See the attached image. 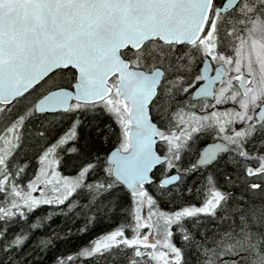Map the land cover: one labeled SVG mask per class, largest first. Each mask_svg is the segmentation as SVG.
I'll list each match as a JSON object with an SVG mask.
<instances>
[{
	"label": "snow or ice",
	"instance_id": "snow-or-ice-1",
	"mask_svg": "<svg viewBox=\"0 0 264 264\" xmlns=\"http://www.w3.org/2000/svg\"><path fill=\"white\" fill-rule=\"evenodd\" d=\"M227 3L0 0V264H264V100L200 43Z\"/></svg>",
	"mask_w": 264,
	"mask_h": 264
},
{
	"label": "rangeland",
	"instance_id": "rangeland-1",
	"mask_svg": "<svg viewBox=\"0 0 264 264\" xmlns=\"http://www.w3.org/2000/svg\"><path fill=\"white\" fill-rule=\"evenodd\" d=\"M212 33L219 48L218 60L229 70L224 80L227 87L218 90L219 95L232 91L233 99L239 97L231 78L240 72L249 81L247 92L241 87L245 104L264 100V0H243L229 15L216 17L204 41L214 39ZM212 222L207 224L210 233L219 227L214 222L212 226Z\"/></svg>",
	"mask_w": 264,
	"mask_h": 264
},
{
	"label": "water",
	"instance_id": "water-1",
	"mask_svg": "<svg viewBox=\"0 0 264 264\" xmlns=\"http://www.w3.org/2000/svg\"><path fill=\"white\" fill-rule=\"evenodd\" d=\"M241 2H242V0H239V4ZM237 3H238V0H228V3L225 5V8L229 12V11H231V10L234 9V6L237 5ZM209 6H211L210 5V0H209ZM202 8H203V4H201L195 10V13L194 14L193 13H189V16H188V26L190 28L191 27H194L197 24L199 26V32L197 33V39H199L200 36L203 35V33L205 31V28H206V25H207V22H208V19H209L208 15H205L203 22H200L199 13L202 10ZM217 69H219L218 72L214 73L213 75H212L211 72H209V73L206 74V77L209 78L212 81L224 79L225 78V75H226L225 66L224 65H220V66L217 67Z\"/></svg>",
	"mask_w": 264,
	"mask_h": 264
},
{
	"label": "flooded vegetation",
	"instance_id": "flooded-vegetation-1",
	"mask_svg": "<svg viewBox=\"0 0 264 264\" xmlns=\"http://www.w3.org/2000/svg\"><path fill=\"white\" fill-rule=\"evenodd\" d=\"M243 1V0H242ZM237 8V7H236ZM235 8V9H236ZM234 9V10H235ZM234 10H231V11H229L228 13H231V12H233ZM220 15H222V16H227V15H229V14H225V13H221V14H218V16L217 17H219ZM212 35H214L213 33H212ZM207 36H205L200 42H202V50L205 52V53H208V54H210L211 55V63L217 68L218 66H220V65H223L222 64V61H219L218 60V50H219V48H218V46H217V43H216V37H215V35H214V39H212L211 41H204L205 40V38H206ZM225 69H226V75H225V78L223 79V80H225L226 78H227V76H228V74H229V70H228V68L225 66ZM212 75H213V73H212ZM231 82H232V84L234 85V84H237V85H244L245 83L246 84H248V79L245 77V75L243 74V73H237V74H234L233 76H232V78H231ZM242 93L244 94V92L242 91V88H240L239 90H238V96H241L242 95ZM211 225L212 226H215L214 224H213V222L211 223Z\"/></svg>",
	"mask_w": 264,
	"mask_h": 264
}]
</instances>
